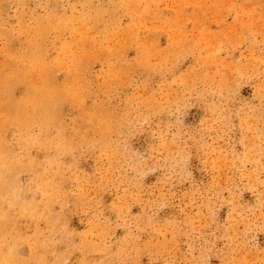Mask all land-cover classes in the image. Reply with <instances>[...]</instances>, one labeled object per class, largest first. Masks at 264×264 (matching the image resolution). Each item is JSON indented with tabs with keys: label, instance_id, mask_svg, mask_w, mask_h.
I'll use <instances>...</instances> for the list:
<instances>
[{
	"label": "rangeland",
	"instance_id": "rangeland-1",
	"mask_svg": "<svg viewBox=\"0 0 264 264\" xmlns=\"http://www.w3.org/2000/svg\"><path fill=\"white\" fill-rule=\"evenodd\" d=\"M134 1L0 0V69L14 75V100L27 93L20 56L38 37L47 63L68 66L53 68L54 83L78 93L46 148L27 150L17 126L3 128L0 157L32 167L17 173L19 198L45 216L34 223L0 200V219L15 220L2 250L21 236L48 245L21 243L15 264H264V0ZM86 12L99 22L73 69L64 55L80 31L39 35L37 21L63 15L74 27ZM52 178L49 200L41 187Z\"/></svg>",
	"mask_w": 264,
	"mask_h": 264
},
{
	"label": "bare ground",
	"instance_id": "bare-ground-1",
	"mask_svg": "<svg viewBox=\"0 0 264 264\" xmlns=\"http://www.w3.org/2000/svg\"><path fill=\"white\" fill-rule=\"evenodd\" d=\"M124 3L127 7V10L128 8L129 9L131 8L130 10H132V8L133 10H137L136 9L137 3L134 0H124ZM1 7H2V4L0 2V8ZM51 15L52 14H49V15L47 14L45 17L38 19L37 29L35 33L36 34L43 33L44 31H46V29H49L50 27L57 28V29L77 28L82 35V40L77 39L78 40L77 42L78 50H75L74 52H72L70 49H68L64 55L65 58H69L70 60H72L73 62L72 68L76 69L78 67V63L82 61L83 57L86 55L89 56V54L91 53L89 52V48L87 46V44L89 43L88 37L90 34L88 30H89V26L91 22L93 23V26H90V27L96 26V23L99 22V17L90 16L88 12L83 13L78 16V20H80V23L77 22L76 25H74L73 27V25L71 24L73 18H68L63 15L56 16L57 22L55 23L53 21V18L55 16H51ZM74 23L75 21H73V24ZM130 34L131 32L129 31H123L121 33V36L123 37V39H127V37ZM38 38L35 39V41H33V44H36L33 46L35 49L34 50L30 49L29 51H26L24 54L20 56V60L24 64L23 72H25V78H27V87H26L27 93L24 96L25 97L24 100L19 99L20 101L19 100L15 101L12 96L13 95L12 89L14 85L13 84L14 75L12 71L4 72L7 67L0 69V152H2L1 150L2 148L6 147L5 144L3 143L2 135L4 132L3 128L7 124L15 125L19 128V131L21 132L19 143L23 144L27 150L32 146H36L39 149L46 148L47 144L51 142V141H47L46 136L50 135V129L54 125L53 122L55 121V118L58 116L57 112L63 100L67 98L75 99L78 96L77 95L78 93H74L75 91L74 90L75 88L73 87L74 85L72 86L68 81L64 85L62 84L57 85L54 83L53 81L54 77L52 75L53 68L62 67L63 69H65L68 66L66 65V63L62 62V60L54 61L52 63H47L44 59L45 53H44L43 47H41V45H38L39 44L37 42ZM44 38H41V39H44ZM210 39L212 38L210 37ZM7 54L9 57L12 56L10 52H8ZM148 57L149 56L147 55L145 59L148 60ZM72 72L73 70H69L68 75H71ZM28 75L29 77L39 75V77H41L39 81L40 85L38 86L34 85L33 81L29 77H27ZM89 118H90V121L93 123V126H94V123L98 124L100 122V119L96 120L97 116L95 114H89ZM32 124H37L39 126V129H40L39 133L31 135ZM55 143L56 145H59V146L66 145V141H60L59 139H56ZM6 150L8 149L6 148ZM46 161L49 162V164H51L54 160L49 159ZM44 167L45 165L41 168V171H42L40 172L41 177L45 176L44 175L45 173L43 170ZM23 168L28 169L32 167L31 166L28 167L23 162L22 158L12 153V151L7 152L6 155H2V157H0V200H3L4 203L8 202L9 209H16L19 215L29 216L34 221V223H36L39 219H43L45 214L41 212V210L39 209V204H37L36 202L31 201L29 203H26L22 201L19 198L20 192L18 193L16 189L17 181H18L16 180L17 173ZM45 181H46L45 184L42 181L41 191L42 193L47 195V199L51 200L55 192L53 193H48V192H50L49 190H53L56 188L55 187L56 183L54 182L53 178L47 179V180L45 179ZM7 184L8 186H6ZM13 222H15L14 219L8 218L6 215L2 216V218L0 219V236L1 237H4L5 235H7L8 229L11 227L10 225ZM37 232H40V230L37 229ZM2 241L3 240H0V244H2ZM23 242H28L30 245H35L34 248L38 246L41 248L43 245H48V241L40 240L38 237H35V238H25L24 237L23 238L20 236L12 240V243L8 245L5 242V245L9 247L6 252H3L2 250L3 247H1L0 245V260H1L0 264H15V262H21L18 259L17 253L20 251V244ZM40 248H37V249H40ZM36 257H38L37 253L34 252L32 253L30 258L32 259Z\"/></svg>",
	"mask_w": 264,
	"mask_h": 264
}]
</instances>
